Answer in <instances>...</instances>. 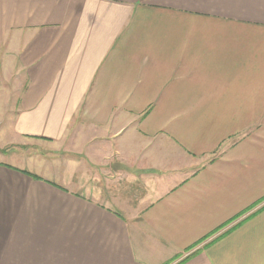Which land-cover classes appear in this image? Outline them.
<instances>
[{
	"label": "crops",
	"instance_id": "obj_1",
	"mask_svg": "<svg viewBox=\"0 0 264 264\" xmlns=\"http://www.w3.org/2000/svg\"><path fill=\"white\" fill-rule=\"evenodd\" d=\"M193 252L264 264V0H0V264Z\"/></svg>",
	"mask_w": 264,
	"mask_h": 264
},
{
	"label": "trees",
	"instance_id": "obj_2",
	"mask_svg": "<svg viewBox=\"0 0 264 264\" xmlns=\"http://www.w3.org/2000/svg\"><path fill=\"white\" fill-rule=\"evenodd\" d=\"M223 227H225V226H221V228H219V230L222 229ZM205 239H206V238H205ZM195 253H196V252H193V253L189 254L187 257H185L184 259H182V260H181L180 262H178L177 264H181V263L185 262V261L188 260L190 257H192Z\"/></svg>",
	"mask_w": 264,
	"mask_h": 264
},
{
	"label": "rangeland",
	"instance_id": "obj_3",
	"mask_svg": "<svg viewBox=\"0 0 264 264\" xmlns=\"http://www.w3.org/2000/svg\"><path fill=\"white\" fill-rule=\"evenodd\" d=\"M68 155V157H76V158H79L80 160H82L83 161V159L81 158V157H79V156H75V155H70V154H67ZM84 162V164H86L87 165V163L85 162V161H83Z\"/></svg>",
	"mask_w": 264,
	"mask_h": 264
}]
</instances>
